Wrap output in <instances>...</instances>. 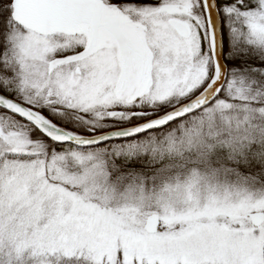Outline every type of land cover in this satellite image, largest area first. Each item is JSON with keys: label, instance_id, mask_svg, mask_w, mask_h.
I'll list each match as a JSON object with an SVG mask.
<instances>
[{"label": "snow or ice", "instance_id": "1", "mask_svg": "<svg viewBox=\"0 0 264 264\" xmlns=\"http://www.w3.org/2000/svg\"><path fill=\"white\" fill-rule=\"evenodd\" d=\"M0 264H264V0H0Z\"/></svg>", "mask_w": 264, "mask_h": 264}]
</instances>
